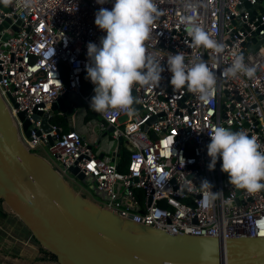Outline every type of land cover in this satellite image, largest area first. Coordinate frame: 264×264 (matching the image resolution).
<instances>
[{"label": "built area", "instance_id": "built-area-1", "mask_svg": "<svg viewBox=\"0 0 264 264\" xmlns=\"http://www.w3.org/2000/svg\"><path fill=\"white\" fill-rule=\"evenodd\" d=\"M113 2L33 0L28 8L17 6L16 0L8 5L0 2V100L18 142L32 154L46 147L49 164L63 181L78 184L70 173L77 169L100 194L85 188L95 206L129 230L222 242L264 238V189L249 193L233 188L220 171L219 160L213 171L208 170L206 149L213 126H222L255 136L264 151V0H155L160 14L145 42L148 54L161 53L162 65L168 53H183L189 64L201 60L217 84L210 99L201 100L187 88L174 89L165 70L159 86H133L132 115L94 111L98 133L112 128L107 137L116 148L122 138V147L129 153L123 172L115 155L100 158L74 128L64 132L51 124V132L36 136L41 118L34 122L32 116L40 112L51 117L50 106L62 94H75L89 108L94 86L85 79L86 45L98 44L105 35L94 24L95 13L100 7L110 10ZM190 26L201 27L221 43L223 53L189 47ZM233 52L255 69L252 77L224 76ZM83 80L90 87L87 95L82 93ZM19 113L30 123V138ZM50 137L55 138L52 146L47 145ZM205 180L212 192L223 195L211 199L209 190L201 187Z\"/></svg>", "mask_w": 264, "mask_h": 264}, {"label": "water", "instance_id": "water-1", "mask_svg": "<svg viewBox=\"0 0 264 264\" xmlns=\"http://www.w3.org/2000/svg\"><path fill=\"white\" fill-rule=\"evenodd\" d=\"M94 95L88 97V102ZM86 102L72 93L62 94L48 113H36L41 133L51 132V122L62 117L73 130V116ZM24 121V113L18 115ZM29 121L23 129L30 138ZM107 129V133L112 132ZM59 134V130H56ZM55 138H48L49 146ZM118 150L122 138H118ZM78 182L97 193L89 179L70 169ZM0 199L19 220L33 241L55 256L57 264H264V238H218L170 235L148 230L131 231L109 212L97 215L82 208L50 164L29 153L17 140L11 119L0 100Z\"/></svg>", "mask_w": 264, "mask_h": 264}, {"label": "clouds", "instance_id": "clouds-1", "mask_svg": "<svg viewBox=\"0 0 264 264\" xmlns=\"http://www.w3.org/2000/svg\"><path fill=\"white\" fill-rule=\"evenodd\" d=\"M0 2L8 5L13 0ZM95 2L104 5L107 0ZM16 3L28 8L33 0H16ZM159 14L155 0H114L110 10L100 7L95 13L94 24L105 35L98 44L89 42L86 45L85 79L94 86V95L89 102L93 111L108 114L111 110H119L132 115L133 86L157 87L165 70L171 74L169 83L174 89L187 88L201 100L210 99L217 78L205 62L193 59L190 64L185 63V55L177 52L168 53L166 65H162L164 57L161 53L148 54L145 42L149 40L152 25ZM188 35L191 37L189 47L193 49L211 50L216 55L224 51V46L201 27L190 26ZM254 72V68L245 64L242 55L233 52L224 76L252 77ZM208 136L209 171L215 169L219 160L220 171L227 174L228 183L233 188L249 193L264 189V151L255 136L232 132L222 126H213ZM201 187L209 190L206 194L213 200L223 195L222 191L212 192V185L206 180L201 182Z\"/></svg>", "mask_w": 264, "mask_h": 264}, {"label": "crops", "instance_id": "crops-1", "mask_svg": "<svg viewBox=\"0 0 264 264\" xmlns=\"http://www.w3.org/2000/svg\"><path fill=\"white\" fill-rule=\"evenodd\" d=\"M84 118V108H82L74 118L73 128L78 130L84 140L92 145V150L100 158L113 159L115 155L118 161V146L116 148L115 144L109 142L107 131L98 133V121L94 119L95 121L91 120L86 123ZM90 132L94 134H89ZM88 197L91 201L93 200L90 194H88ZM0 237L7 239L11 243L12 253L21 258L34 262L40 256L38 245L4 204H0Z\"/></svg>", "mask_w": 264, "mask_h": 264}, {"label": "trees", "instance_id": "trees-1", "mask_svg": "<svg viewBox=\"0 0 264 264\" xmlns=\"http://www.w3.org/2000/svg\"><path fill=\"white\" fill-rule=\"evenodd\" d=\"M90 92V87L86 83L85 80H83L82 83V93L84 95H87ZM85 108V118L84 121L87 123L91 120H94L97 118V115L94 113L93 110H91L88 107ZM53 125H57L62 128L64 132L68 131V126L65 120L62 117H56L52 120L51 122ZM129 161V153L122 147L119 150V160H118V169L119 171L123 172L125 168L128 165ZM73 196H79L80 199L82 200V208L87 211L88 213H91L93 215H97L99 212V209L95 206V204L89 199V197L85 194H77L75 191L73 192L70 190ZM0 204H3L2 199H0ZM11 213V212H10ZM133 231V230H131ZM36 243V242H35ZM37 244V243H36ZM38 245V244H37ZM39 247V257L36 260H39L40 262H43L44 260H50L57 264L56 258L54 255L43 249L42 247ZM34 262H30L26 260L25 258H21L18 255H15L11 251V243L3 238L0 237V264H34Z\"/></svg>", "mask_w": 264, "mask_h": 264}, {"label": "rangeland", "instance_id": "rangeland-1", "mask_svg": "<svg viewBox=\"0 0 264 264\" xmlns=\"http://www.w3.org/2000/svg\"><path fill=\"white\" fill-rule=\"evenodd\" d=\"M124 121H125V118H122L121 122L123 123ZM35 152H36V154H38L41 158H43L48 163H52L49 155L47 154V148L46 147L38 148ZM64 182H65V184H66V186L68 187L69 190H72L73 192L75 191L77 194H85V195L88 196L89 193L85 189L87 187L84 186L82 183L79 182L78 184H75V183L70 182L69 179H65V178H64ZM34 264H55V263L47 259V260H44L43 262H40L39 260H36V263H34Z\"/></svg>", "mask_w": 264, "mask_h": 264}, {"label": "snow or ice", "instance_id": "snow-or-ice-1", "mask_svg": "<svg viewBox=\"0 0 264 264\" xmlns=\"http://www.w3.org/2000/svg\"><path fill=\"white\" fill-rule=\"evenodd\" d=\"M262 235H264V233H262Z\"/></svg>", "mask_w": 264, "mask_h": 264}]
</instances>
